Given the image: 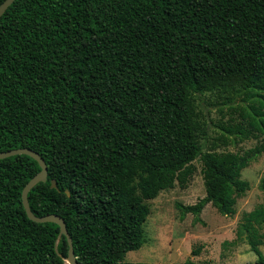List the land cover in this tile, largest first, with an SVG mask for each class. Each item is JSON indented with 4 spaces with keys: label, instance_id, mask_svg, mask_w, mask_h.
I'll list each match as a JSON object with an SVG mask.
<instances>
[{
    "label": "trees",
    "instance_id": "trees-1",
    "mask_svg": "<svg viewBox=\"0 0 264 264\" xmlns=\"http://www.w3.org/2000/svg\"><path fill=\"white\" fill-rule=\"evenodd\" d=\"M216 89L249 102L234 133L264 136V0H16L0 17V152L44 158L31 210L65 220L79 264H214L124 257L146 241L147 202L186 187L198 158L206 195L177 203L182 217L205 224L209 203L231 217L250 190L242 173L264 142L202 150L193 95ZM40 170L27 154L0 159V264H68L60 226L23 204ZM236 236L258 256L245 264H264V203Z\"/></svg>",
    "mask_w": 264,
    "mask_h": 264
},
{
    "label": "rangeland",
    "instance_id": "rangeland-1",
    "mask_svg": "<svg viewBox=\"0 0 264 264\" xmlns=\"http://www.w3.org/2000/svg\"><path fill=\"white\" fill-rule=\"evenodd\" d=\"M244 97L242 92L225 89L193 95L203 152L243 153L264 142L261 134L243 139L242 134L234 133L244 122L240 109L249 105ZM242 127H246L245 122ZM194 164L196 170L186 187L176 181L175 186L147 202L150 214L144 225L146 241L140 249L129 251L124 262L172 263L190 258L214 264H245L257 260L246 241H237L236 231L243 214L264 203V191L259 187L264 176V152L242 173L250 190L238 199L236 214L225 216L209 203L200 215L205 224L194 222L195 215L191 213L182 217L177 207V203L195 204L206 195L202 159ZM260 248L264 253V243ZM193 249L200 253L193 255Z\"/></svg>",
    "mask_w": 264,
    "mask_h": 264
},
{
    "label": "water",
    "instance_id": "water-1",
    "mask_svg": "<svg viewBox=\"0 0 264 264\" xmlns=\"http://www.w3.org/2000/svg\"><path fill=\"white\" fill-rule=\"evenodd\" d=\"M16 0H5L1 5H0V17L3 16V14L7 11V9L15 2ZM19 154H27L29 156H32L34 159H36L41 167L40 172L36 174L24 187L23 190V204L26 209V212L30 219L43 223V222H55L60 226L61 229V234L65 235L68 240L69 244V255L66 258V261L68 264H79L77 261V256L75 255L74 251V246H73V239L68 231L67 224L65 220L57 214H48L44 216H37L35 215L30 206V201H29V191L40 181L46 182L48 180V167L47 164L44 160V158L36 151L30 149V148H16L4 152H0V159L7 158L10 156L14 155H19ZM52 188H57V182L56 180H52L51 184ZM69 194V192H68Z\"/></svg>",
    "mask_w": 264,
    "mask_h": 264
}]
</instances>
